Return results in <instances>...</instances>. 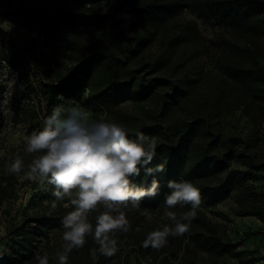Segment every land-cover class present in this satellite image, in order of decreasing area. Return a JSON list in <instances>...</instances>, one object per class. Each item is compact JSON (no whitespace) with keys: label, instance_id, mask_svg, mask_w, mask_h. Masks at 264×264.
<instances>
[{"label":"trees","instance_id":"1","mask_svg":"<svg viewBox=\"0 0 264 264\" xmlns=\"http://www.w3.org/2000/svg\"><path fill=\"white\" fill-rule=\"evenodd\" d=\"M3 1L0 0V6H4ZM109 3V7L104 9L96 5L75 8L64 5L53 9L32 7L28 10L12 9L9 2L5 3L6 21L30 36L23 47L14 45L5 49L0 43V48L4 49L0 53V66L3 61L7 68L18 72L23 96H26V100L14 110L13 125L34 127L55 106L65 105L72 97H78L81 105L90 110L94 118L104 116L106 119L123 122L132 136L140 131L155 136L158 146L152 163H164L166 167L163 173L155 174L160 180L158 194L143 198L138 209L151 211L163 207L165 195L170 191L167 187L169 180H191L201 189L202 203L189 232L182 236L183 239L189 238L186 246L189 249V245L193 244L201 251L217 255L232 253L235 244L224 241L216 225L201 208L216 205L231 194L235 179H223L222 175L236 157L234 148L226 145L223 152L213 151L212 144L216 141L206 142L212 132L208 118L203 115L192 120L177 119L171 127H165L164 118L147 124L140 122L134 114L117 115L115 110L126 101H147L165 88L167 91L161 97V117H168L174 106L180 107L189 97L198 81L197 77L188 72L181 76L165 75L162 71L171 59L173 46L190 43L199 37V31L193 22L183 27L179 25L178 32L167 39L166 48L153 60L144 61L139 67H132L128 65V59H124L129 53L134 55L151 46L162 25L187 9L204 21L224 26L230 32L229 37L213 42L217 62L225 72L226 79L238 89L236 105L244 106V111L252 122L263 124L264 0H110ZM62 22L93 29L98 33V41H76L73 46L77 53L75 63L65 73L58 71L52 76L46 65L40 63L43 54L41 48ZM111 39L116 43V49L102 42L105 40L110 43ZM119 41L134 44V48H127L119 44ZM31 60L40 61L41 73L37 69L39 66L34 65ZM169 100L174 104H169ZM3 122L0 121V150L6 148V151L0 156V215L4 207L16 200L22 188L31 182L30 179H22L25 176L23 172L9 173L6 165L11 163L14 156L20 155L24 158L26 170L27 164L37 155L25 151L26 140L7 148L5 143L9 128L5 130ZM232 142L236 143L235 140ZM151 179L143 169L139 176L134 177L138 184L150 183ZM53 188V185L48 187L49 202L46 205L33 211H23L20 221L9 223L7 234L17 237L12 252L0 254V264H38L36 257L45 253L49 256V264H58L56 253L62 250V246L52 251L47 246L52 235L63 233L61 220L74 206L66 197L53 209ZM188 207L185 206L187 209ZM135 210L136 208L131 207L124 209L129 219V228L127 232H117V240L125 237L135 240L137 249L145 258L159 251L164 252L165 248L144 247V240L150 231L140 230L134 224L132 220ZM249 214L261 217L262 210ZM96 215V212H91L89 216L93 225ZM98 249L99 245L89 235L83 247L72 250L68 264H73L91 250L97 256L98 264H106L122 255L120 246L111 256L102 254Z\"/></svg>","mask_w":264,"mask_h":264},{"label":"rangeland","instance_id":"2","mask_svg":"<svg viewBox=\"0 0 264 264\" xmlns=\"http://www.w3.org/2000/svg\"><path fill=\"white\" fill-rule=\"evenodd\" d=\"M9 2L12 9L50 8L67 5L69 7H82L96 5L107 8L110 0H4L0 6V43L8 49L14 45L23 47L30 37L26 32L14 28L5 19V3ZM193 22L199 31V37L190 43L173 46L172 56L162 71L165 75L181 76L187 73L198 78L191 90V94L180 107L174 106L170 116L161 117L163 107L162 95L165 88L158 92L156 97L144 102L126 101L120 104L115 114H134L140 122L150 124L163 119L165 127H171L173 121L189 119L203 115L207 117L212 136L206 142L211 143L214 152H223L228 147L234 148L236 157L222 178L234 177V187L231 194L220 203L202 207V212L217 227L218 233L224 241L235 244L232 253L217 255L201 251L193 244L190 248L189 238L169 237L168 244L159 251L145 258L137 249L135 240L129 238L118 239L121 254L106 264H264V123L255 124L244 111V106L238 107V89L226 79L225 72L217 62V52L213 42L229 37L230 32L224 26L214 25L199 18L196 14L185 9L171 18L158 31V35L147 49L125 57L128 65L139 67L147 60H153L166 48L168 40L179 30L180 26ZM76 41L91 43L98 41V33L93 29H85L68 22H62L56 31L49 35L43 45L41 62L31 60L38 65V72H42L40 63L46 65L48 72L54 76L58 71L65 73L67 68L77 58L74 50ZM105 45L117 46L111 39L110 43L102 41ZM127 48H134V44L119 41ZM40 62V63H39ZM0 66V121H4L5 130L9 128L6 147H13L26 140L33 130L43 127L44 120L34 127L28 125H13L14 110L18 104L26 100L18 80V72L10 70L2 61ZM192 71L194 73H192ZM40 72V73H41ZM39 73V74H40ZM81 105L78 97H72L64 106ZM169 104H174L169 100ZM82 106V105H81ZM52 112V111H51ZM47 113V116L51 114ZM92 114V113H91ZM94 117V115L92 114ZM104 117V116H103ZM238 139L241 140L238 142ZM235 140L236 143L232 141ZM207 146V145H206ZM6 149V148H5ZM0 150V156L5 154ZM239 155V157H238ZM22 179H28L22 176ZM24 186L16 200L4 207L0 215V254L12 252L13 243L17 236L7 234L11 221L21 220L23 211H33L42 208L49 202L48 187L37 181L30 180ZM262 210V216L249 214L252 211ZM178 211H187V208H177ZM133 214L134 224L140 230L152 231L163 224L169 223L164 215L165 207L147 211L150 219L144 215L145 211L136 209ZM91 220V219H90ZM62 232L52 235L48 250L58 249L63 245ZM186 247V248H185ZM163 248H160L161 250ZM73 264H98L97 256L91 250L83 254L82 258Z\"/></svg>","mask_w":264,"mask_h":264},{"label":"clouds","instance_id":"3","mask_svg":"<svg viewBox=\"0 0 264 264\" xmlns=\"http://www.w3.org/2000/svg\"><path fill=\"white\" fill-rule=\"evenodd\" d=\"M4 51L0 48V53ZM63 99V97H60ZM158 140L140 131L134 136L123 122L94 118L87 108L73 104L57 105L44 119L43 127L27 137L25 151L37 154L25 170L24 158L16 155L6 165L9 173H21L41 185H53L51 207L69 198L73 207L61 223L62 250L56 253L58 264H68L74 248H81L91 235L98 251L111 256L118 251L117 232H127L129 219L124 209L140 208L145 197L160 190L156 173H163L164 163L153 164ZM143 169L150 183H136L134 177ZM170 191L164 198V215L169 223L147 234L144 247L160 249L169 237L189 232L202 203L201 189L191 180H169ZM189 206L187 211L177 208ZM96 212L95 225L89 216ZM149 219L150 214L143 213ZM38 264H49L47 253L36 257Z\"/></svg>","mask_w":264,"mask_h":264}]
</instances>
